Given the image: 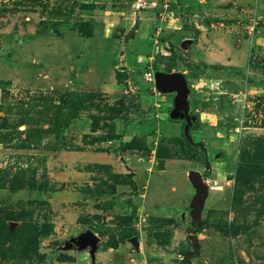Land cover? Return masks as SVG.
<instances>
[{
	"label": "rangeland",
	"instance_id": "rangeland-1",
	"mask_svg": "<svg viewBox=\"0 0 264 264\" xmlns=\"http://www.w3.org/2000/svg\"><path fill=\"white\" fill-rule=\"evenodd\" d=\"M1 102L0 264H264V0H0Z\"/></svg>",
	"mask_w": 264,
	"mask_h": 264
},
{
	"label": "water",
	"instance_id": "water-1",
	"mask_svg": "<svg viewBox=\"0 0 264 264\" xmlns=\"http://www.w3.org/2000/svg\"><path fill=\"white\" fill-rule=\"evenodd\" d=\"M156 86L159 91L168 93L175 92V107L171 111L172 119H186L185 135H189L190 123L195 117L189 115L190 104L188 101L189 87L186 77L179 72L157 71L155 73ZM180 110H183L182 112ZM189 178L193 181L194 187L197 189L196 195L193 196L191 206L196 209L197 213H201L206 205V199L209 194L207 183L204 182L203 176L198 171L189 173ZM1 218H5V213H0ZM93 232L88 231L85 239H92ZM197 241V237H194Z\"/></svg>",
	"mask_w": 264,
	"mask_h": 264
},
{
	"label": "trees",
	"instance_id": "trees-1",
	"mask_svg": "<svg viewBox=\"0 0 264 264\" xmlns=\"http://www.w3.org/2000/svg\"><path fill=\"white\" fill-rule=\"evenodd\" d=\"M169 62L165 65V67H166V70L168 69V70H170L171 68H172V61H171V58L169 57ZM220 68V67H219ZM77 93H74V92H71L70 93V95L72 96V99H71V101H69V102H67V103H63V104H61V103H59V104H55V103H52V106L53 107H57V110H59V113L56 115V118H57V120L58 121H60V119L62 118V114H65L66 113V111L64 110V109H67V108H71V106H72V104H74L75 103V99L76 98H73V96H75ZM222 98V97H221ZM24 103H26L27 105L29 104V102H24ZM4 105V103L3 102H1L0 103V108L2 107ZM23 106H24V104H22ZM22 105H18L19 107H22ZM33 105L34 104H31V107H30V109H33ZM11 106H13V105H11ZM37 106H39V104H37ZM18 107V108H19ZM29 109V108H28ZM23 110H24V107H23V109H19V112H17V114H20V113H27V112H23ZM0 119H1V117H0ZM3 120H4V122H2V123H0L1 124V126H2V128H11V127H9V126H7L8 124H9V122H8V118L6 117H3L2 118ZM261 123L263 124V125H261L262 127H264V120L262 119L261 120ZM59 125V124H58ZM192 125V124H191ZM190 125V126H191ZM18 127V126H17ZM17 127H13V129L14 130H17ZM56 134H57V136L59 137V141H58V144L56 145V146H54L55 147V149L56 150H60V149H68L67 147H64L63 145H62V140H61V135H62V131H60V129L58 128L57 130H56V132H55ZM14 134V132L13 133H0V142L2 143V142H4V141H8V142H12L13 141V137H12V135ZM11 137H10V136ZM42 134H41V129H36L35 127H31V128H29L28 129V132H26L25 133V138L24 139H22V140H20L19 141V143H17V146L16 147H24L27 143H29V142H31V143H33V140H34V138H39L40 136H41ZM244 167H242V169H243ZM1 171H3L1 168H0V172ZM3 177H0V188H2V187H5V179L3 178ZM25 176H22V175H13V177L8 181L9 183H10V185L13 187V188H19V189H21V188H25L27 185H29L28 184V182H26L25 181ZM131 186H132V188L133 189H136L137 188V182L134 180V179H131ZM6 220L7 219H5V218H1L0 217V233H1V231H4L5 229L6 230H8L9 232H12L13 230H17V228L18 227H13V230H11V228H10V225H8L7 224V222H6ZM47 227V230H46V232H45V235H48L49 234V232H50V228H51V226L49 225V226H46ZM101 225L100 224H97L96 226H95V230L94 231H98V230H100L101 229ZM122 234H123V237H128V236H130L129 235V233L126 231V229H123L122 230Z\"/></svg>",
	"mask_w": 264,
	"mask_h": 264
},
{
	"label": "built area",
	"instance_id": "built-area-1",
	"mask_svg": "<svg viewBox=\"0 0 264 264\" xmlns=\"http://www.w3.org/2000/svg\"><path fill=\"white\" fill-rule=\"evenodd\" d=\"M251 17H250L251 20L249 19L250 23L248 25V29L250 28V30H253L256 27V25L258 24V21H256L257 19L255 16H253L252 18Z\"/></svg>",
	"mask_w": 264,
	"mask_h": 264
},
{
	"label": "crops",
	"instance_id": "crops-1",
	"mask_svg": "<svg viewBox=\"0 0 264 264\" xmlns=\"http://www.w3.org/2000/svg\"><path fill=\"white\" fill-rule=\"evenodd\" d=\"M260 18H263L261 15H260ZM142 168H143V165H142ZM142 171H143V174H140V175H142L141 176V182L143 183L144 182V180H146L145 178H147L148 176L146 175V171L144 170V169H142ZM137 186H138V183H137Z\"/></svg>",
	"mask_w": 264,
	"mask_h": 264
},
{
	"label": "flooded vegetation",
	"instance_id": "flooded-vegetation-1",
	"mask_svg": "<svg viewBox=\"0 0 264 264\" xmlns=\"http://www.w3.org/2000/svg\"><path fill=\"white\" fill-rule=\"evenodd\" d=\"M175 93V92H174ZM175 95H176V93L174 94V97H175ZM175 107V103H174V101H173V105H172V108H171V110L173 109ZM183 111V110H182ZM192 117V116H191ZM194 122V120L190 123V125L192 124Z\"/></svg>",
	"mask_w": 264,
	"mask_h": 264
}]
</instances>
